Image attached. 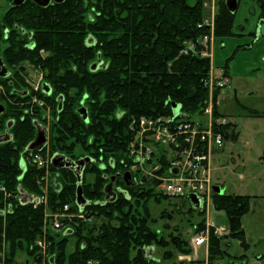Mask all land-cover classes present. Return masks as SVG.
I'll return each instance as SVG.
<instances>
[{"label":"trees","instance_id":"trees-1","mask_svg":"<svg viewBox=\"0 0 264 264\" xmlns=\"http://www.w3.org/2000/svg\"><path fill=\"white\" fill-rule=\"evenodd\" d=\"M206 1L65 0L43 7L30 0L9 8L0 19V58L13 73L11 79L0 78V85L22 103L20 95L29 85L21 67L28 64L42 71L45 83L52 88L50 97L42 91L38 94L50 106L53 117L51 154L74 161L92 160L85 168L82 187L84 197L92 202L85 211L94 221H78L71 224V233L50 235L53 261L48 264H162L177 255L193 254L190 242L181 234L167 236L165 231L153 228L157 219H153L150 202L172 204L171 199L158 193L156 185L139 182L127 186L118 173L129 172L124 161L128 160L134 118L173 116V104L190 117L206 107L210 59L182 53L187 43H198L209 32L207 27H200L208 15ZM226 3L216 1L217 40L236 35L237 12L231 13ZM258 3L264 22V0ZM99 61L102 66L93 71L91 66ZM82 107L88 111V122L78 112ZM32 111L36 115L26 114L24 106H7L0 119V131L7 119L14 120L13 141L0 145V185L5 189L0 190V263L25 264L18 261L23 253L37 259L34 244L43 231L44 206L21 203V189L35 197L44 193L45 170L29 160L36 151H27L36 138L35 121L42 118L43 110L36 105ZM234 126L226 128L225 140L236 138ZM49 171L57 180L49 186V211L56 212L67 204L77 211L75 173L53 166ZM88 176L93 179L88 180ZM113 177L125 192L115 201L106 202L105 187ZM133 177L138 175L133 173ZM252 198L213 196L215 209L226 214L230 238L240 241L244 248L248 245L242 220L251 210ZM196 211L203 217L194 225L197 233L206 228L207 212ZM160 217L172 219L167 210ZM72 239L76 241L70 253ZM224 240L211 228L209 263L242 264L243 257H231L225 251ZM153 247L165 250L163 260L151 255Z\"/></svg>","mask_w":264,"mask_h":264},{"label":"rangeland","instance_id":"rangeland-1","mask_svg":"<svg viewBox=\"0 0 264 264\" xmlns=\"http://www.w3.org/2000/svg\"><path fill=\"white\" fill-rule=\"evenodd\" d=\"M216 1L208 0L205 4L208 15L201 25H204V23L206 25L208 20L211 27L209 32L198 43L189 42L186 45L188 47L192 44L198 53L204 51V58L210 59L211 62L210 75L215 78L226 79L228 82V87L216 92L213 91V100L217 103L214 111L215 114L220 112L223 115H221L222 117L226 115V118L235 122L234 133L236 138L226 140L222 152L214 156L213 182L215 186L223 189V194L253 196L256 198L253 200L252 214H248L244 220L247 232L245 237V241L248 244L247 248H244L240 241L230 238V228L226 214H220L215 209L214 202L207 205L206 224L210 223L215 228L225 229L222 235L225 238H229V247L224 245L223 247L227 248L233 257L245 255L247 260L249 259L250 264H263L264 211L259 205L262 203L260 199L264 197V79L260 78L259 75L260 73L264 74V42L254 45L255 39L252 33L255 31L256 18L252 15V12H248L249 8H255L252 0H240V6L235 16V37L217 40L215 30ZM8 7V1L0 0V19L6 13ZM182 53L185 54L183 51ZM41 54L47 56L45 51H41ZM249 65H254L251 71L247 70ZM42 74L44 75L35 66L25 67V75L33 87L40 85L43 81L44 76H41ZM230 78H233V83H231ZM209 100L210 94L208 102ZM174 106L173 104L172 107ZM208 106L209 104H206V107ZM230 133H232V130H230ZM135 174L138 175L139 172ZM44 175L46 176V173ZM92 179L93 176H88V180ZM53 181L56 183V176L48 171L47 183L44 182L43 187L44 189L46 188L45 191L47 192V202L43 205L45 213L47 210L49 211L47 206L48 190ZM45 191L43 193L44 196ZM169 199L172 201V204L169 203L170 205L168 203L157 204L154 201L150 202L153 219H157V223L153 225V228L165 231L167 236L171 233L181 234L190 242L192 247V240L197 234L194 232V225L199 224L203 217L198 211L193 210L190 201L179 197ZM254 201H258V204H255ZM164 210L171 213V220L160 217ZM254 211H257V217L254 216ZM166 225H168V228H164ZM59 234L62 235V233ZM75 241V239L71 240L68 252L74 251ZM207 248L209 247L203 246L197 251L193 249V253L199 254V259L190 258L192 254L189 256L177 255L172 260L162 264H178L181 261L190 263L198 260L204 261V264H210ZM150 250L152 256L163 260L165 250L157 247H153ZM28 260L31 262L37 259L30 258L24 253L19 254V262L27 264ZM244 263L249 264L246 261L242 262V264ZM219 264L232 263L223 261Z\"/></svg>","mask_w":264,"mask_h":264},{"label":"built area","instance_id":"built-area-1","mask_svg":"<svg viewBox=\"0 0 264 264\" xmlns=\"http://www.w3.org/2000/svg\"><path fill=\"white\" fill-rule=\"evenodd\" d=\"M203 26L208 30L211 28L208 20L206 25L204 23L200 27ZM183 52H193L205 57V52H196L192 44L186 46ZM205 85L210 94V100L207 102L209 106L198 115L190 117L181 109L178 116L174 113L170 117L134 118L130 124L133 137L128 146V160L124 161L132 177L133 173L139 172L138 180L145 179L147 184L156 185L157 192L168 198L179 197L189 201V197L195 195L202 199L203 210L207 209L208 203L213 204L214 156L224 149L226 128L232 124L228 118L219 113L216 115L214 111L217 103L213 100V94L226 88L227 80L210 75ZM38 88L39 84L34 86L36 91ZM29 160L45 170L44 182L47 183L51 157L37 152L31 154ZM0 190L5 191L1 185ZM45 190L46 188H43V191ZM37 198L38 201L32 203L35 208L46 204L47 192L45 196ZM78 221L93 222L94 218L88 217L86 211H81L78 207L77 211H73L70 204L64 205L56 212L47 210L42 234L34 244L37 260H29L27 264H48L51 259L49 236L66 234L70 231L71 224ZM211 228H215L214 225L207 223L204 230L197 232L192 240L193 249L197 251L203 246L209 247ZM215 229L216 235L223 237L222 232L225 229ZM0 264L6 263L2 261ZM87 264L95 263L89 261Z\"/></svg>","mask_w":264,"mask_h":264},{"label":"water","instance_id":"water-1","mask_svg":"<svg viewBox=\"0 0 264 264\" xmlns=\"http://www.w3.org/2000/svg\"><path fill=\"white\" fill-rule=\"evenodd\" d=\"M26 0H13V6H20L22 5ZM36 4L47 7L50 5L52 0H32ZM55 3H63L65 0H53ZM227 7L229 11L233 14H235L238 11L239 7V1L238 0H227ZM102 64V61H99V63L95 64L94 67L92 68L93 71H97L98 67ZM9 74L8 70L4 66L3 62L0 60V77H6ZM46 87V86H45ZM44 87V91L49 92L46 90ZM175 106L173 107V112L175 113L176 116H178L181 112V106L178 104H174ZM3 111L1 110V113ZM79 113L84 117L85 121L88 122V115H87V109L82 108ZM10 137H2L0 139L1 142H6L9 141ZM47 143V137H46V131L44 128H42L40 125H37V137L36 139L28 146L27 151L33 152V151H41L44 146ZM92 163V160L90 158H84L78 161H73L70 159H67V157L56 154L52 160L51 164L52 166L57 169V170H65V169H70L73 171L78 179V189H77V194H76V205L77 207L81 210L84 211L87 206L91 205V202L87 200L84 197V191L82 187V181H83V174L85 171V168L87 165ZM22 167L25 168L24 163L22 164ZM176 173V171H175ZM123 179L126 182L128 186L132 185V175L131 173H125L123 175ZM116 181V177H113L112 183L108 184L105 187V193H106V202H113L117 198V194L113 189V183ZM143 183H146V180L143 179ZM214 192L215 194H220L223 195V189L219 186L214 187ZM21 203L23 205L25 204H31L33 202L38 201V198L32 195H29L25 191L21 189ZM189 201L192 204V207L196 210L203 211V201L201 198L191 195L189 197ZM68 233H71V231H68ZM67 233V234H68ZM53 261V259H51Z\"/></svg>","mask_w":264,"mask_h":264},{"label":"flooded vegetation","instance_id":"flooded-vegetation-1","mask_svg":"<svg viewBox=\"0 0 264 264\" xmlns=\"http://www.w3.org/2000/svg\"><path fill=\"white\" fill-rule=\"evenodd\" d=\"M27 1H30V0H26L23 4H25ZM8 3H9L8 9L9 8H12V7H19V6H13L12 5L13 4V0L10 1V2H8ZM52 3H55V2L52 0L50 4H52ZM0 60L3 62L4 66L6 67V69L9 72V74L6 77H0V78H2V79H11L12 78V74H13L12 71H11V69L5 64V62H4V60L2 58H0ZM97 63H99V62H97ZM97 63H95V64H97ZM94 65L91 66V69L94 67ZM26 66H29V65L27 64ZM101 66H102V64L98 67V69ZM21 68H22V74L24 73L23 74L24 80L29 85V87L25 90V92L22 95H20L21 98L23 99V102L20 103L17 98L12 97V95L14 93L7 94L6 93V90L4 89V87L0 85V96H2L4 98L3 101H0V119L6 114V112H7V106H12V107H21V106L23 107L24 106L25 107L26 114L36 115L35 112H33L32 110H33V107L34 106L39 105L42 108L43 113H42V118L41 119H36V121H35L36 131H37V125H40L42 128L45 129V131H46V137H47V143H46V145L44 146V148L41 151H36L35 153L42 152V153L45 154V156L46 155L50 156L51 157V160H52V158L56 155V154L53 155L50 152L51 122L53 121V117H52V114H51V108H50V106L44 100H40L39 99V96H38V94L42 91L44 94H46L48 97H50L52 95V88L48 84H46L45 81H44V79H43V81L39 85L38 90L36 91L34 89L33 85L30 84L27 76L25 75V67H21ZM41 76H44V75L42 74ZM44 87L49 92L44 91ZM31 95H33V96H32V98L30 100L29 98H30ZM27 106H30V107L26 109ZM62 108H63V100H62V98H60L59 111H62ZM82 108H85V107H82ZM1 110L3 111L2 113H1ZM87 115H88V111H87ZM13 125H14V120H11V119L8 120L7 119L6 127L3 130L0 131V139H2V137L9 136L10 137V140L9 141H6V142H1L0 141V145L1 144H4V143H7V142L13 141V135L11 134V129H12ZM36 137H37V133H36ZM60 155H62V154H60ZM63 156H65V155H63ZM65 157H67V156H65ZM67 159L73 160V159H71L69 157H67ZM51 166H52V164H51ZM113 167H114V165H113ZM118 174L123 179V175L124 174H120V173H118ZM139 182L140 183H143L141 180H138V178L132 177V185H130V186L136 185ZM113 189L116 192L117 197H118V195L120 193H124L125 192L122 187L116 185V181L113 183ZM91 204H92V202H91Z\"/></svg>","mask_w":264,"mask_h":264},{"label":"crops","instance_id":"crops-1","mask_svg":"<svg viewBox=\"0 0 264 264\" xmlns=\"http://www.w3.org/2000/svg\"><path fill=\"white\" fill-rule=\"evenodd\" d=\"M258 1L259 0H252V2H253V4H254V6H255V8H249L248 9V12L249 13H251L252 12V15L253 16H255V18H256V21H255V26H254V33H252V35H253V37H254V39H255V43H254V45H257V43H261V42H264V22H261V20H260V12H259V3H258ZM240 6V5H239ZM238 9H239V7H238ZM246 21H248L247 19H246ZM254 68V65H249V66H247V70H249V71H251L252 69ZM214 72V71H213ZM247 73V72H246ZM215 74H216V72H215ZM229 75V74H228ZM218 77H220L219 75H218ZM228 77V76H227ZM259 77L260 78H262V79H264V74L263 73H260V75H259ZM231 79V83H233L234 81H233V78H230ZM231 83H230V86H231ZM229 86V87H230ZM228 87V86H227ZM219 111H220V108H219ZM219 114L220 115H222L220 112H219ZM224 114V113H223ZM225 115V114H224ZM223 116V115H222ZM226 116V115H225ZM224 116V117H225ZM231 122H232V124L233 125H235L234 123V121L233 120H231ZM251 197H253V196H251ZM254 198H256V197H253L252 198V200H251V210H250V212L248 213V214H252V207L254 206V204H253V200H254ZM260 200H262L261 202L262 203H260V207H261V209H262V211H264V197L262 198V199H260ZM255 202V204L257 203L258 204V201H254ZM220 214H224V212H219ZM247 214V215H248ZM254 216L255 217H257L258 215H257V211H254ZM246 215V216H247ZM245 216V217H246ZM245 217L243 218V220H242V227H243V230H244V234H245V237H246V235H247V232H246V226H245V222H244V220H245ZM226 240H224L223 241V245L224 246H226V247H229V244H228V239L229 238H225ZM241 243V242H240ZM248 245V244H247ZM224 249H225V251L231 256V257H233L229 252H228V250H227V248H225V247H223ZM200 253V252H199ZM199 254L197 253L196 254V252H194L191 256H190V258H193V259H199ZM207 256H208V248H207ZM239 257H243V260L242 261H246V262H248L249 264H250V261H249V259L247 260V258H246V256L245 255H241V256H239ZM239 257H236V258H239ZM263 257V256H262ZM260 259V258H259ZM235 260V259H234ZM239 262H241V260H238ZM258 264V263H257ZM264 264V263H263Z\"/></svg>","mask_w":264,"mask_h":264}]
</instances>
